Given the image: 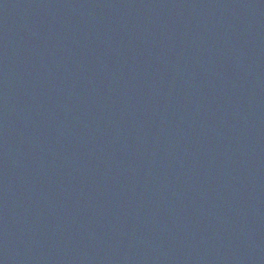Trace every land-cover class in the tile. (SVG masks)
Listing matches in <instances>:
<instances>
[{"label": "water", "instance_id": "1", "mask_svg": "<svg viewBox=\"0 0 264 264\" xmlns=\"http://www.w3.org/2000/svg\"><path fill=\"white\" fill-rule=\"evenodd\" d=\"M264 176V0H0V212Z\"/></svg>", "mask_w": 264, "mask_h": 264}]
</instances>
